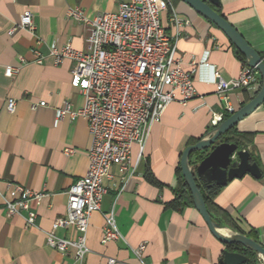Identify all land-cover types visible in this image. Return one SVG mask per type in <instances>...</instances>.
Returning a JSON list of instances; mask_svg holds the SVG:
<instances>
[{
  "label": "crops",
  "instance_id": "0c3cea01",
  "mask_svg": "<svg viewBox=\"0 0 264 264\" xmlns=\"http://www.w3.org/2000/svg\"><path fill=\"white\" fill-rule=\"evenodd\" d=\"M129 1L0 0V264H110V260L115 264H221L227 246L190 204L189 191L185 189L182 198L178 195L184 180L181 157L192 142L212 130L214 115H232L217 94L215 72L230 81L247 64L218 27L173 0L162 14V24L177 45L183 69L193 74L197 96L186 105L171 104L153 125L143 152L134 146L126 169L111 168V178L103 182L107 193L101 211L89 220V253L83 263L73 249L62 253L47 243L54 222L67 214L69 189L87 173L92 145L88 122L77 115L85 100L72 87L73 62L55 65L50 51L67 45L87 49L89 30L67 18L69 9L80 8L92 19L116 13ZM220 2L221 14L264 59V0ZM26 11L33 14L36 32L17 28L11 33ZM35 51L43 64L35 62ZM8 67L19 72L7 77ZM256 95L242 89L231 92L229 101L237 112ZM10 99L17 102L14 113L7 109ZM42 102L46 106L33 109ZM236 128L249 135L245 149L262 176L247 174L233 180L213 195L212 202L232 217L243 234L252 233L264 245V106ZM18 186L41 195L29 202L30 211L37 214L35 226L27 225L28 212L8 215L6 205L21 198ZM178 197L185 205H177ZM111 213L122 239L103 243L105 215ZM221 230L224 235L238 233L226 226ZM56 235L76 240L79 233L65 228ZM141 246L144 249L138 253ZM259 262L264 264L261 258Z\"/></svg>",
  "mask_w": 264,
  "mask_h": 264
},
{
  "label": "built area",
  "instance_id": "2783aa9c",
  "mask_svg": "<svg viewBox=\"0 0 264 264\" xmlns=\"http://www.w3.org/2000/svg\"><path fill=\"white\" fill-rule=\"evenodd\" d=\"M171 6V0H130L122 3L116 13H101L89 19L80 8L69 9L67 18L83 23L89 30L87 49L80 51L67 45L62 49L53 47L50 56L55 65L73 62L72 87L79 90L85 103L77 115L83 116L89 127L92 145L89 151V167L84 177L68 191L67 214L57 219L47 234L48 245L62 253L70 249L83 263L89 249L86 233L93 213L100 212L106 188L105 179L111 178V168L123 170L131 161L134 146L143 152L153 125L159 123L173 103L186 105L197 96L193 74L186 72L177 56V45L166 33L162 14ZM175 24L180 21L173 19ZM17 28L36 32L33 14H22ZM35 62L43 64L37 51ZM19 69L8 67L7 77H14ZM217 94L225 100L230 114L235 107L229 94L248 89L258 93L261 80L256 70L245 66L239 76L224 80L219 72L214 74ZM37 106H46L42 102ZM17 102L8 101L10 113L16 111ZM224 121V115H214L211 128ZM67 150V153H71ZM21 198L8 203L9 216L28 212L27 225L35 226L37 214L30 211V200L41 195L18 186ZM106 226L103 243L118 241L122 236L117 229L114 214L105 215ZM74 228L76 240L58 238L59 229ZM144 249L141 246L139 252ZM115 264V260H110Z\"/></svg>",
  "mask_w": 264,
  "mask_h": 264
},
{
  "label": "water",
  "instance_id": "95a60500",
  "mask_svg": "<svg viewBox=\"0 0 264 264\" xmlns=\"http://www.w3.org/2000/svg\"><path fill=\"white\" fill-rule=\"evenodd\" d=\"M192 8L196 13L209 20L218 27L234 47L244 55L249 68L258 72L261 88L257 95L245 106L233 113L228 119L212 129L197 144L185 149L181 157L183 178L193 197L194 206L203 217L211 233L224 245H240L258 255L264 263V245L260 242L240 234L224 235L221 227L213 221L207 210L205 200L200 191L197 180L205 183L208 188L214 186L225 187L235 179H242L245 175L260 179L261 170L257 163L251 162V155L247 150H240L235 143L221 142V138L241 121L264 106V59L243 38L238 30L217 11L221 7L220 0H179ZM208 152L206 158L197 164H191L193 155ZM250 259L240 253L224 251L221 264H246Z\"/></svg>",
  "mask_w": 264,
  "mask_h": 264
},
{
  "label": "trees",
  "instance_id": "16d2710c",
  "mask_svg": "<svg viewBox=\"0 0 264 264\" xmlns=\"http://www.w3.org/2000/svg\"><path fill=\"white\" fill-rule=\"evenodd\" d=\"M173 1H179V0H173ZM217 11L220 15H222L218 9H217ZM236 53H237V56L239 57V59L241 60V62L246 63V59H245L244 55L241 54L237 49H236ZM229 117H230L229 115H225L224 120L228 119ZM248 139H249L248 134H241L238 132L237 128L234 127L226 135H224L220 141L223 143L224 142L235 143L239 146L240 150H246L245 148H246L247 144L250 143V139L249 140ZM200 140L201 139H198V140L192 142V145L197 144ZM246 140H247V143H246ZM207 155H208V152H200V153L194 154L193 155L194 160H191V164L193 165V164H197V163L202 162L206 158ZM251 162L256 163L253 160L252 156H251ZM197 182H198L200 191L202 193V196L205 200L207 210H208L209 214L211 215L213 221L216 222L220 227L226 226V227H228V228H230V229H232V230H234L240 234H243V232L238 228V226L236 225V223L234 222L232 217L229 216L228 214L224 213L223 211L219 210L218 208H216L212 202L213 195L217 194L218 191L220 189H222V187L214 186L213 188H208L206 186V184L201 182L200 180H197ZM185 189L189 191L185 180H182V184H181V187L179 188V192H178L179 197L181 196V198H182V196L185 193ZM179 197L176 200L177 205H181V206L185 205V204H183V202L181 201V198H179ZM189 202H190V204L194 205L193 197H192L190 191H189ZM243 235H245V234H243ZM245 236L256 241V239L252 233L245 235ZM227 250L230 252L240 253V254L247 256L250 259V261L246 264H260L259 257L256 253H254L250 250L244 249L240 245H229V246H227Z\"/></svg>",
  "mask_w": 264,
  "mask_h": 264
},
{
  "label": "bare ground",
  "instance_id": "6f19581e",
  "mask_svg": "<svg viewBox=\"0 0 264 264\" xmlns=\"http://www.w3.org/2000/svg\"><path fill=\"white\" fill-rule=\"evenodd\" d=\"M220 232L222 233V232H223V230H220Z\"/></svg>",
  "mask_w": 264,
  "mask_h": 264
}]
</instances>
